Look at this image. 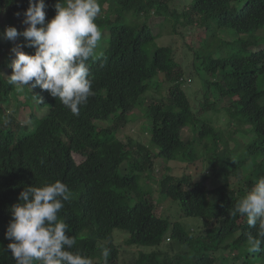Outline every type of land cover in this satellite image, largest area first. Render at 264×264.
Masks as SVG:
<instances>
[{"label": "trees", "instance_id": "1", "mask_svg": "<svg viewBox=\"0 0 264 264\" xmlns=\"http://www.w3.org/2000/svg\"><path fill=\"white\" fill-rule=\"evenodd\" d=\"M169 1L109 0L108 8H102L95 22L102 34L107 33L87 62L95 95L79 116L72 115L46 90H18L8 84L14 59L10 50L14 46L0 36V264H15L10 251H6L12 241L4 237L11 207L19 202L20 192L27 186L40 187L57 180L73 193L60 213L70 226L68 235L76 238L73 251H81L92 264H105V247L110 249L107 264H119L113 229L127 233L126 246L153 248L149 253L139 252L128 264H219L213 251L230 249L232 254L248 247L249 233L256 235L258 226L250 228L246 217L233 218L230 211L264 177V88H260L264 82V47H251L253 44L243 39L264 28V0H190L182 13L170 8ZM56 2L45 0L46 22L54 18ZM27 7L28 0H0V33L17 18V12L23 13ZM151 15L169 21L171 34L179 35V26L195 23L200 32L197 37L209 32L207 40L212 37L221 42V48L227 51L225 56H209L206 50L192 52V56L197 70L209 75L202 78V87L217 91L214 101L230 100L226 113H233L235 121L230 123L237 129L224 134L192 110L181 87L192 80L183 78L184 71L174 62L170 46L155 45L161 32L155 33L147 23ZM189 17L195 21H188ZM219 33L221 38L217 37ZM17 44H22L21 40ZM22 50L29 55L35 53L32 48ZM159 74L169 86L166 98L153 99L147 107L150 143L157 149L154 152L130 139L123 142L116 133L128 123V115L140 105L143 95L149 90L160 92L161 85L155 79ZM25 92L35 108L46 110L35 118L31 129L25 126L17 134L11 126L16 124L11 107ZM16 102V108H20L22 103ZM215 102H203L200 108L213 111ZM30 117H34L33 112ZM102 122L110 124L101 127ZM184 128L199 141L184 140ZM236 131L238 136H245V143L234 140ZM224 137L233 141L238 151L229 150ZM219 142L232 156H218V163L210 165L219 167L223 174L222 183L214 188L206 187V176L195 182L188 176L175 178L165 165L164 170L154 168L157 160L183 157L189 161L196 143L209 151L216 150ZM154 171L165 173L159 178L153 176ZM143 175H150L162 198L179 203L180 215L202 219L197 234L154 213L153 191L139 184L148 178ZM235 180H240L238 187ZM133 197L137 201L129 207L127 201ZM229 238L232 242L224 244ZM163 241L173 244L157 249ZM253 258L264 264V252Z\"/></svg>", "mask_w": 264, "mask_h": 264}, {"label": "clouds", "instance_id": "2", "mask_svg": "<svg viewBox=\"0 0 264 264\" xmlns=\"http://www.w3.org/2000/svg\"><path fill=\"white\" fill-rule=\"evenodd\" d=\"M45 0H28L27 10L17 12L26 26L23 31L8 26L0 36L8 41L23 38L10 51L12 74L8 84L15 87H39L79 116L81 108L94 96L93 81L87 62L95 55L102 31L95 22L102 14L99 0H57L55 16L46 22ZM35 49L34 55L22 49ZM184 82V81H183ZM42 102V99H39ZM73 193L67 184L57 180L40 187L27 186L11 207V220L5 239L15 264H92L91 258L73 249L76 238L68 235L70 226L61 211ZM231 217H246L250 228L258 226L255 236L247 235L249 254L264 252V177L239 199L230 211ZM110 249L102 256L105 264Z\"/></svg>", "mask_w": 264, "mask_h": 264}, {"label": "rangeland", "instance_id": "3", "mask_svg": "<svg viewBox=\"0 0 264 264\" xmlns=\"http://www.w3.org/2000/svg\"><path fill=\"white\" fill-rule=\"evenodd\" d=\"M171 1V2H170ZM168 2V6L170 8H175L179 13H182L188 8V5L190 3V0H170ZM103 8V10H106L109 5V0H100L99 2ZM192 20L195 21V19L188 18V21ZM23 16H20L19 18L13 19L12 23L8 24L9 26L15 27L16 29H22V31L25 29V25L22 23ZM141 20H143L141 18ZM184 20V18H180V21ZM187 22V20L185 21ZM147 23L151 26L152 30L157 33L161 32L160 38H158L155 41V45L158 47L163 46H170L173 51V59L174 62L182 68L184 71V77L186 79L192 80L189 84H182V90L186 94V97L190 101V105L192 107V110L197 114H199L206 122L207 120L210 121V125H214L213 128L220 129L224 134L230 129H237L238 126L233 124L231 125V122H234V115L231 112L226 113L227 109L230 105V100L228 98H223L220 100L214 101V97H216L217 91L211 87L209 89L206 88V86L203 88V77L207 79V76L209 75L206 72H199L197 70V64H195V61L193 60L192 52L193 53H201V51H207L206 54L209 56L214 57H221L225 56L226 52L223 48H221L220 41L218 39H214L210 37L208 40L205 38L206 34H209V32L197 37V34H200V32L197 30L199 27L196 26L195 23H192L188 25L186 28L178 27L179 32L184 34V37H182L180 34L175 35L171 34V27L170 22L163 20L162 17H157L155 15H151ZM6 25L5 27H8ZM107 31H104V36L106 35ZM211 35V30H210ZM248 35V36H247ZM245 35V38L249 43H252L253 45L251 47L260 46L264 47V28H261L256 33H249ZM222 33H219L217 35L218 38H221ZM231 36V35H230ZM23 43V38L19 37L16 41H10V43L15 47L16 42ZM255 41V43L253 42ZM235 53L238 51H234ZM228 54V53H227ZM156 82L160 83V92L156 93L154 90H149L145 95L141 97V103L135 109L128 115V123L124 126V128L121 131H118L116 133V136L123 142H126V140L130 139V141L135 143H142L147 148H149L151 151L156 152L157 149L153 146H151L150 143V131L147 128V107L151 103L153 99L164 97L166 98L168 95V86L164 80V78L159 74L156 78ZM153 83L155 80L152 81ZM260 83V82H259ZM260 88H264V82L260 83ZM18 90H23V87H17ZM206 94V99L205 95ZM16 101H19L22 103L20 105V108H16V105L18 104ZM14 101L11 111L14 113L11 114V117L15 118V125H11L12 128L18 133H20L23 130V127L27 126L29 129L33 127V123L35 118H40L46 109L39 110L38 108H35L33 105V100L30 98V95L28 92H25L24 94H21L18 96V100ZM215 102V109L210 111L209 109H206L204 111L201 110L200 105L203 102ZM21 106H23L21 108ZM233 110V109H232ZM34 114V117H30V114ZM110 123L109 122H102L100 125L101 127H107ZM235 125V126H234ZM202 127V123L198 124L197 128L200 129ZM234 127V128H233ZM232 131V130H231ZM239 132H235V139L240 143H245L247 139L245 136H238ZM182 138L184 140H190L193 139L194 141H199L197 136L195 137V134H192L188 128H184L182 130ZM225 138V137H224ZM231 138V137H230ZM227 139L228 143V149L233 151L235 147L233 145V141ZM208 147L211 146L210 142L206 143ZM226 144V142H225ZM205 147V148H204ZM202 147V145H193V155L189 159V161L185 160L183 157H180L178 160L175 161H165L157 160L155 162V169H163L167 166L170 170V174H172L175 178H181L183 176H188L191 181L200 182L203 180V178L206 176L205 179V185L208 188H214L218 185H220L223 181V174L221 172V169L217 167L216 169L211 167L210 165L212 162H215L213 164H217V157H227L232 156L230 152L227 150V147L224 146L222 142H219L217 145L216 150H209L206 151L208 148L206 146ZM76 161H78V157L74 156ZM165 163V164H164ZM165 165V166H163ZM123 169V168H122ZM215 170V171H214ZM122 174L123 170H119ZM165 173V172H164ZM163 173V174H164ZM162 173H157L154 171L153 176L155 177H161L163 176ZM150 175L146 176L143 175V177L147 178L140 180V186L146 187V189L151 188L150 191H153V200H154V213L158 216H161V218L169 219L170 221L174 222L177 221L179 224L183 226V228L190 232L191 234H197L199 231V226L202 224V219L199 217H184L180 215V207L179 203L173 202L169 199H164L160 196L157 185H153L149 178ZM243 176V174H242ZM240 180H235V187H238L240 185ZM211 199V198H210ZM137 201L135 197L130 198L127 201V205L129 207L133 206L134 203ZM215 230V229H214ZM127 233L125 231H122L120 229H113L112 231V237L113 242L116 245H119V264H128L130 263L134 257L137 256L139 252L143 253H149L153 250L152 247H137V246H126L124 244V241L127 238ZM232 242V238H229L224 242V244H228ZM172 242L163 241V243L157 247V249H164L168 248V246L172 245ZM221 246V245H220ZM223 246V245H222ZM247 246L240 247L237 251H234L232 254L230 253V249L224 250L223 248L213 251L214 257L219 261V264H260V261L257 259H254V254H251L252 258H248V251ZM218 264V263H217Z\"/></svg>", "mask_w": 264, "mask_h": 264}]
</instances>
